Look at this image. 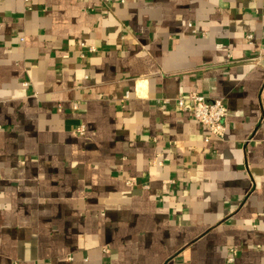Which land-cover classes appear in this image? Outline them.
Wrapping results in <instances>:
<instances>
[{"label": "crops", "instance_id": "obj_1", "mask_svg": "<svg viewBox=\"0 0 264 264\" xmlns=\"http://www.w3.org/2000/svg\"><path fill=\"white\" fill-rule=\"evenodd\" d=\"M232 250L264 264V0H0V264Z\"/></svg>", "mask_w": 264, "mask_h": 264}, {"label": "built area", "instance_id": "obj_2", "mask_svg": "<svg viewBox=\"0 0 264 264\" xmlns=\"http://www.w3.org/2000/svg\"><path fill=\"white\" fill-rule=\"evenodd\" d=\"M103 5L109 6L113 3L125 6L128 0H100ZM91 52H95L94 47L90 48ZM129 94L127 95V97ZM166 103L171 101L166 100ZM174 103L180 113H187L207 131L205 142L209 143L212 139H224L227 131L226 119L228 110L220 100H209L196 93L188 97H178L174 99ZM78 133L83 135L85 127H80ZM236 262V251L232 250L227 263L234 264Z\"/></svg>", "mask_w": 264, "mask_h": 264}]
</instances>
